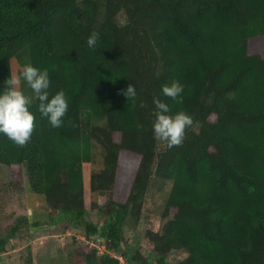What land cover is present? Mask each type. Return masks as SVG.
Segmentation results:
<instances>
[{
    "label": "trees",
    "instance_id": "16d2710c",
    "mask_svg": "<svg viewBox=\"0 0 264 264\" xmlns=\"http://www.w3.org/2000/svg\"><path fill=\"white\" fill-rule=\"evenodd\" d=\"M93 30L94 49L86 43ZM254 37L264 39V0H0V88L27 57L48 70L50 94L63 89L68 99L59 127L36 101L24 145L0 134V162L18 167L14 188L26 176L58 219L105 238L129 264H264V54L249 51ZM172 80L184 86L176 99L161 93ZM129 83L137 95L127 99ZM153 97L193 117L181 144L158 147ZM97 146L103 166L91 171L90 187L107 196L101 226L84 201L83 164L95 161ZM129 154L137 164L118 198ZM155 177L173 183L162 229L146 231L153 246L146 259L123 231L129 219L139 220ZM91 207L101 213L94 198ZM6 243L1 237L0 252ZM172 249L187 255L170 263ZM83 258L122 264L96 249ZM26 261L34 263L30 249Z\"/></svg>",
    "mask_w": 264,
    "mask_h": 264
},
{
    "label": "rangeland",
    "instance_id": "374dc122",
    "mask_svg": "<svg viewBox=\"0 0 264 264\" xmlns=\"http://www.w3.org/2000/svg\"><path fill=\"white\" fill-rule=\"evenodd\" d=\"M120 22H125L124 12L118 15ZM249 51L264 54V39L254 37L249 40ZM29 62L24 57L21 63H16L14 73H19L22 66ZM21 87L28 94L31 89L22 81ZM166 141L159 140L158 147ZM101 149L97 146L94 162L83 164L84 201L88 207V218L101 226L108 213L105 194H94L90 187L91 171L103 166ZM137 159L133 155L122 157L118 183L115 195L124 198L128 193ZM18 167L0 162V238L6 237L5 251L0 252V264H27L26 256L30 249L33 264H85L83 252L96 249L99 254L110 253L117 257L118 252L109 247L103 237L90 236L82 226H75L70 220L58 219V213L48 207L41 195L34 193L28 184L26 176L22 179L23 187L14 188L13 171ZM173 180L155 177L146 194L143 210L139 220L129 219L123 231L124 240L138 245L146 259L152 256L153 246L146 236V231L161 230L165 222L162 216L165 202L172 188ZM96 199L101 205V213L91 207V201ZM29 217V221H21L19 229L11 232V227L20 219ZM57 218L54 220L53 218ZM25 220V219H24ZM53 221H57L53 223ZM11 236V237H10ZM186 251L172 249L167 254L170 263H176L186 257ZM122 262V261H121ZM122 264H125L122 262Z\"/></svg>",
    "mask_w": 264,
    "mask_h": 264
},
{
    "label": "clouds",
    "instance_id": "9594fccd",
    "mask_svg": "<svg viewBox=\"0 0 264 264\" xmlns=\"http://www.w3.org/2000/svg\"><path fill=\"white\" fill-rule=\"evenodd\" d=\"M99 33L91 31L86 43L89 48H96ZM24 82L31 89L28 94L21 87ZM0 88V134L6 135L17 145H24L31 137L34 129L35 112L32 110L34 102L41 116L47 118L52 127L62 124V117L68 110V99L63 89L50 94V77L48 70L35 66L31 62L25 63L19 73L11 72ZM183 84L172 80L161 85L163 96L176 99L183 92ZM127 97H135L137 89L129 83L123 90ZM155 105L153 121V135L158 140H164L169 147L183 142L185 129L192 125L193 117L186 111L170 112L169 104L159 97H153Z\"/></svg>",
    "mask_w": 264,
    "mask_h": 264
},
{
    "label": "built area",
    "instance_id": "2783aa9c",
    "mask_svg": "<svg viewBox=\"0 0 264 264\" xmlns=\"http://www.w3.org/2000/svg\"><path fill=\"white\" fill-rule=\"evenodd\" d=\"M117 257L120 259V261H122L123 263H125V264H129L126 260H125V258L122 256V255H117Z\"/></svg>",
    "mask_w": 264,
    "mask_h": 264
}]
</instances>
